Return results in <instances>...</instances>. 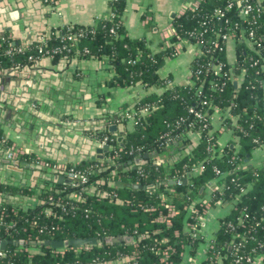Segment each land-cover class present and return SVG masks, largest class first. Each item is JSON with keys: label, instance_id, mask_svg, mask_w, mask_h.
<instances>
[{"label": "trees", "instance_id": "1", "mask_svg": "<svg viewBox=\"0 0 264 264\" xmlns=\"http://www.w3.org/2000/svg\"><path fill=\"white\" fill-rule=\"evenodd\" d=\"M126 2L110 0L116 17L99 20L95 33L90 32L89 27L71 25L74 32L85 30L84 37L76 38L78 46L89 49L90 53L85 57L106 61L114 70L108 81L110 88L164 85L158 71L166 56L173 53V47L154 52L145 38H130L122 21ZM225 3L226 0H204L195 9L176 16L173 26L177 35L172 36V41L178 36L195 41L191 37L195 30H207L203 39L209 37L211 29L223 32L226 23L215 20L212 15ZM228 16L233 22L242 21L236 8ZM260 23L258 32L264 34V17ZM113 27L117 34L111 32ZM244 27L237 30L238 35ZM66 32L64 28L62 35ZM58 42L59 39L54 37L46 41L48 45ZM243 48L241 46L236 60L230 63L226 50L211 55L206 43L207 53L202 63L216 57L224 65L219 76L194 78L191 86L167 88L161 95H151L135 104V110L146 104L153 107L147 115L132 121L125 147L116 142L114 149L107 152L112 159L110 162L90 161L78 165L95 168L83 189L73 187L69 179L62 183L46 182L39 186L37 194L29 187L0 183V217L15 225L10 230L0 229V240L7 241L6 255H0V264H182L186 246L193 255L199 245L200 239H190L187 225L196 213L202 212L198 199L202 191L218 179L216 167L226 171L227 175L223 191L214 192L212 202L231 201L233 208L221 219L214 238L215 248L208 252L203 264H210L216 251L220 252L219 259L223 264H264V166L257 168L245 163L237 169L239 161L232 159L237 153L243 163L254 148L264 145V43L253 49ZM0 50V70L28 62L30 51L9 57L1 46ZM73 55L72 52L54 59ZM239 78L240 86L236 88L234 81ZM215 83L217 88L212 87ZM199 88L208 95L211 106L223 108L234 116L226 119L225 124L239 135V149L227 146L222 154L210 152L212 146L216 150L219 148L217 133L211 135L210 126L202 129V123L188 111L193 105L202 108L196 98ZM202 109L212 113L210 106ZM168 132L174 139L162 142L160 136ZM104 135L117 139L107 128L100 129L99 138ZM2 137L0 130V143L8 148L9 144ZM171 151L174 154L169 156ZM156 152L159 156L146 159L140 165L119 169L120 165L145 153ZM20 160L32 163L36 159L23 155ZM194 165L202 166V169L197 174H187V184H170L176 176L189 173ZM134 184L142 187L135 188ZM170 188L175 189L173 203L179 212L170 217L171 224H168L160 219L169 214L161 202V194ZM76 192L79 197L74 196ZM187 205H194V210L185 208ZM108 236H129L134 241L132 244L103 243L77 251L68 248L57 254V249L51 246L33 245L44 240L104 239ZM8 241H25L26 244L21 246ZM169 247L170 257L163 261L164 251ZM133 255L135 259H128ZM248 257L251 262L247 261Z\"/></svg>", "mask_w": 264, "mask_h": 264}, {"label": "crops", "instance_id": "2", "mask_svg": "<svg viewBox=\"0 0 264 264\" xmlns=\"http://www.w3.org/2000/svg\"><path fill=\"white\" fill-rule=\"evenodd\" d=\"M195 3L196 0H127L122 21L130 38H145L154 52L170 47L169 43L174 49L173 19L192 9ZM110 10V0H0V35L9 36L13 43L20 45L57 38L68 25L95 27ZM241 46L254 48L248 40L228 41L226 51L230 63L236 60ZM198 51L199 46L185 43L177 56H166L159 76L163 81L172 80L178 87L190 84ZM113 71L106 61L78 55L46 57L0 70L3 141L34 158L66 165L90 163L100 143V129L117 123L127 135L133 123L124 121V114L144 98L159 96L167 89L163 84L110 88L108 81ZM240 80L237 79L238 87ZM221 120L222 114L214 113L212 123L220 136L219 147L239 149V135L230 129L221 130ZM194 137L197 138L195 134ZM5 153L6 148L0 143V155ZM104 155L108 158L107 152ZM18 162L22 171L0 163V183L29 187L37 194L39 186L58 181L55 174L49 175V169L37 170L36 162ZM247 165L264 166V145L253 149ZM210 193L211 188H206L198 201L210 200ZM232 208L231 201L212 204L202 220L199 245L193 255L186 246L182 264H203L207 260L209 245L220 221ZM217 264H223L222 259Z\"/></svg>", "mask_w": 264, "mask_h": 264}, {"label": "built area", "instance_id": "3", "mask_svg": "<svg viewBox=\"0 0 264 264\" xmlns=\"http://www.w3.org/2000/svg\"><path fill=\"white\" fill-rule=\"evenodd\" d=\"M44 1L51 2L53 0H44ZM203 1L204 0H196V3L192 9H195L196 7H198L200 3ZM235 8H236V13L238 17L242 20L241 22H233L228 16L229 12ZM115 17H116V14L111 9L110 12L105 17H102L99 20L106 19V18L114 20ZM212 17L215 20H220L221 22L224 21L226 23V27L223 32L221 30L216 31L214 29H211V33L209 34V37L207 39H203V36L207 30H204L201 32L195 30L191 32V37L193 36L195 38V41H193L191 38H181L180 36H178L177 40L172 45L174 46V49H173V53L170 54L169 57L177 56L179 54V51H182L185 43L195 44L199 46V51L195 58L196 67L194 70L193 79L199 78L201 76L206 77V78H209L211 76H219L223 71L224 65L216 57L214 58L212 56V58L209 59L205 64L202 63L203 57L205 56V53H207V51H205L204 49V45L206 43L209 46V53H211V55H214L213 53L226 50L227 43L230 39L248 40L250 43H252L254 48L260 47L264 43V34L258 32V28L261 25L260 22L262 18L264 17V0H226V3L224 6L215 9ZM242 25L245 26L244 27L245 29H241L242 34L238 35L237 30ZM95 27H89L90 29L89 31L92 33H95ZM65 29L67 32L64 35L61 34L59 37H57V39H59V42L57 44L48 45L46 43L48 38H46L44 40L37 41L34 43L20 45V44L13 43L12 39L9 36L0 35L1 36L0 46L2 49H4V53L8 55L9 57H13L16 54H23L26 51H30L28 55L27 64L34 63L42 58H46V57L55 58L58 55H67L72 52L75 55H81L84 57L85 55L89 54L90 51L88 48H84V49L79 48L78 40L76 39L77 36L84 37L85 30L74 32L72 30L71 25L66 26ZM111 32L117 34V31L115 30L114 27L111 29ZM174 35H177L176 29L173 30V36ZM5 43L7 44L5 45ZM168 45L171 47L170 43ZM131 62L135 63V60H130V63ZM254 63L256 64L257 60ZM22 65L24 64L22 63L17 64V66H22ZM193 79L190 84L184 85L181 87L191 86L193 84ZM163 83L167 88L173 89L175 87L172 80L168 78H166L163 81ZM217 86L218 84L215 83L214 86L212 87L217 88ZM196 98L199 104L202 106V108L204 107L205 109H207L210 106V110L212 111V113L210 111L204 112L202 108L195 107L194 105L188 107V111L191 114H193L199 120V122L202 123L201 125L202 129H206L210 126L209 128L210 134L213 135V133H217L213 128L212 120H213L214 113L219 112L222 114V120H221L222 128L220 129L227 130L228 127L225 124V120L232 119L234 118V116L228 113L227 110H224L223 108H220L216 105L211 106V100L209 99L208 95L205 93V91L202 88H199V90L197 91ZM152 107H153L152 104H146L138 110L133 109V110L127 111L124 114L123 119H126L127 121L132 122L136 118H139L141 115H147L150 112ZM200 130H201V127H200ZM219 137L220 136L217 133L218 142H219ZM212 138L213 137H211V139ZM173 139H174L173 136L169 132L164 133L160 136V140L162 142L171 141ZM99 141L102 145H108L112 147H114L115 144L118 143V140L116 138L110 137L109 135H104L102 138H99ZM215 151H218L220 154H222L224 149L219 147L216 150V148L212 146L210 148V152H215ZM5 154L8 160L12 162H18V161L21 162L20 157L23 155H26L27 153L17 147H8L6 148ZM35 159H36L35 162L37 165L41 166L42 168H47L52 171H57L58 173L67 177V179H69L72 182L71 185L73 187H80V189H83V187L87 185V183L90 180V176L92 172L95 170L93 165H89L87 167H78L79 164L66 165L61 162H53V161H48V160H44L41 158H35ZM232 159L235 161H239V164H237V169H239L243 164L246 163V162H243V163L240 162L242 160L239 158L237 153L232 157ZM111 160L112 159L110 157L108 158L105 157L104 161L110 162ZM22 161H25V160H22ZM99 161L103 162V160H99ZM201 169H202V166L194 165L193 167H191V170L189 171V173L187 172L185 174L178 175L175 178H173L172 181L174 182L175 185L181 186L184 184L185 180H188L189 182V177L187 174H190V176L193 174H197ZM215 171L219 177L216 181L210 183L208 186L211 188L210 200L198 201L201 204L203 210L200 213H196L194 220L192 222H189L187 225L188 227L187 232L189 234L190 239L196 240L200 238V231H201L203 217L208 212V210L212 207V204H214L212 202V195L216 191H219V193H221L223 191V187H225L224 178L227 175L226 171H223L217 167L215 168ZM174 192H175V189L170 188L166 193L161 194V202L165 207H167L169 214L167 216L162 215L160 219L166 221L168 224H171L170 217L176 215L179 212V210L176 209L173 203L174 202L173 200ZM74 196L79 197V193L78 192L74 193ZM50 200H53V197H51ZM220 201L222 200H218L215 203L220 202ZM185 208H189L192 212V210H194V205H187L185 206ZM14 226L15 225L13 221H4L3 218L0 217V229L3 227V228H7L10 230V229H13ZM41 232H43L42 229H41ZM8 234H9V231H7L6 235ZM164 241H167V240L165 239ZM2 242L3 241L0 240V255L5 256L6 250L1 248ZM69 248L75 249L77 251L80 248H89V247H69ZM214 248H215V244H214V238H213L209 245V251L214 250ZM65 249H68V248L57 249L55 253L56 254L63 253ZM169 250H171L170 247L166 251H164V256L162 258L163 261H167L169 259L170 257ZM213 255L214 256L212 260L210 261V264H216L218 262V259L220 257V252H217V251L213 252ZM135 257L136 256L133 255L129 257L128 259L133 260L135 259ZM240 259H238V261H240ZM247 261L251 262V258L248 257ZM28 264H31V263L29 262Z\"/></svg>", "mask_w": 264, "mask_h": 264}, {"label": "water", "instance_id": "4", "mask_svg": "<svg viewBox=\"0 0 264 264\" xmlns=\"http://www.w3.org/2000/svg\"><path fill=\"white\" fill-rule=\"evenodd\" d=\"M18 44V42H17ZM234 84L236 88H238V81H234ZM115 119H118V116L115 117ZM108 131L110 133H113L117 136L118 143L125 147L126 146V131L124 129H120L119 125L117 123L109 124L107 125ZM175 144H178L176 142ZM114 147L108 146V145H102L99 143V146L95 148V154L90 157V160L95 161V160H105V152L109 150H113ZM159 156V153H145L143 156H139L135 158L134 161H130L129 163L123 164L119 166V169H128L129 167L135 166V165H140L142 164L146 159L153 158ZM250 155L248 154L245 158V162H249ZM0 163H4L6 166H12L14 169L17 170H23V168L20 167L19 162H12L6 158V154H1L0 155ZM27 167H30L29 165H26ZM251 166V165H248ZM37 170L41 171L42 167L37 165L36 167ZM52 174H55V180H58L60 182H63L65 180V176L58 173L57 171H52L49 169V175L51 176ZM3 183V182H2ZM188 180H185L184 184H187ZM170 184H174L173 181L170 182ZM135 188H141L142 186L139 184H134L133 185ZM145 188V187H144ZM134 239L132 237H106L104 239H96V238H77V239H68V240H44L40 242H34V246H51L55 249H61V248H69V247H95V246H100L103 243L107 244H112V243H118V242H126L127 244H132ZM12 242L17 245L24 246L25 242L24 241H8ZM7 241L2 242V249H5Z\"/></svg>", "mask_w": 264, "mask_h": 264}, {"label": "flooded vegetation", "instance_id": "5", "mask_svg": "<svg viewBox=\"0 0 264 264\" xmlns=\"http://www.w3.org/2000/svg\"><path fill=\"white\" fill-rule=\"evenodd\" d=\"M95 161H99V160H95Z\"/></svg>", "mask_w": 264, "mask_h": 264}, {"label": "rangeland", "instance_id": "6", "mask_svg": "<svg viewBox=\"0 0 264 264\" xmlns=\"http://www.w3.org/2000/svg\"><path fill=\"white\" fill-rule=\"evenodd\" d=\"M166 65V64H165Z\"/></svg>", "mask_w": 264, "mask_h": 264}]
</instances>
